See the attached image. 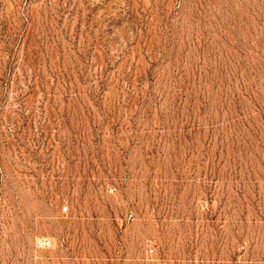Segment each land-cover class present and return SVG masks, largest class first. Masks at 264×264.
I'll list each match as a JSON object with an SVG mask.
<instances>
[{
  "label": "rangeland",
  "instance_id": "obj_1",
  "mask_svg": "<svg viewBox=\"0 0 264 264\" xmlns=\"http://www.w3.org/2000/svg\"><path fill=\"white\" fill-rule=\"evenodd\" d=\"M0 264H264V0H0Z\"/></svg>",
  "mask_w": 264,
  "mask_h": 264
}]
</instances>
